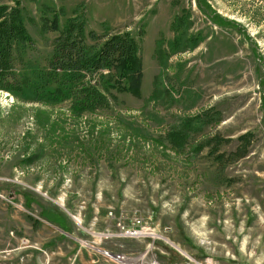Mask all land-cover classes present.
I'll return each instance as SVG.
<instances>
[{"label":"rangeland","instance_id":"374dc122","mask_svg":"<svg viewBox=\"0 0 264 264\" xmlns=\"http://www.w3.org/2000/svg\"><path fill=\"white\" fill-rule=\"evenodd\" d=\"M203 1L231 25L196 0H0L21 10L32 60L52 52L58 14L60 29L131 33L143 64L141 97L94 114L0 91V264H264V0ZM181 15L200 43L165 70L157 41ZM157 75L172 103L145 101Z\"/></svg>","mask_w":264,"mask_h":264},{"label":"trees","instance_id":"16d2710c","mask_svg":"<svg viewBox=\"0 0 264 264\" xmlns=\"http://www.w3.org/2000/svg\"><path fill=\"white\" fill-rule=\"evenodd\" d=\"M196 1L214 24L231 25V22L211 12L203 0ZM176 20L179 22L177 27ZM189 25L188 15L178 16L170 25L175 35L167 49L162 50L157 41L155 53L159 56L162 51L161 61L165 70L170 56L187 48L194 49L200 43L197 37L186 35ZM50 28L59 34L53 41L50 55L39 63L29 56L33 40L25 28L21 10L17 6L8 10L6 6H0V91L11 94L22 103L51 107L67 103L74 116L110 110L116 94L141 97V46L131 33L111 34L107 31L98 36L90 31L86 35L83 22L70 19L60 29L58 14H54ZM143 35V30L139 29L138 36L141 38ZM87 36L91 43L87 42ZM153 83L155 86L145 100L148 104L159 99L170 103L174 101L172 92L163 85L160 75L154 78ZM200 118L196 116L183 120L178 129L168 134L175 145L173 147L180 150L185 147L193 122L201 121ZM138 130L135 128L133 131ZM243 137L246 136L240 138ZM31 201L24 197L26 209L31 207ZM65 207L70 209L69 205ZM48 216L47 213L45 217Z\"/></svg>","mask_w":264,"mask_h":264},{"label":"bare ground","instance_id":"6f19581e","mask_svg":"<svg viewBox=\"0 0 264 264\" xmlns=\"http://www.w3.org/2000/svg\"><path fill=\"white\" fill-rule=\"evenodd\" d=\"M134 264H140V263H139V261H138V262H136V263H134Z\"/></svg>","mask_w":264,"mask_h":264},{"label":"built area","instance_id":"2783aa9c","mask_svg":"<svg viewBox=\"0 0 264 264\" xmlns=\"http://www.w3.org/2000/svg\"><path fill=\"white\" fill-rule=\"evenodd\" d=\"M112 258V257H111ZM117 259H120V257L119 256H117Z\"/></svg>","mask_w":264,"mask_h":264},{"label":"water","instance_id":"95a60500","mask_svg":"<svg viewBox=\"0 0 264 264\" xmlns=\"http://www.w3.org/2000/svg\"><path fill=\"white\" fill-rule=\"evenodd\" d=\"M171 245H173V244H171Z\"/></svg>","mask_w":264,"mask_h":264}]
</instances>
